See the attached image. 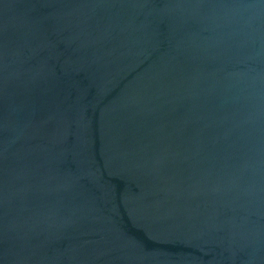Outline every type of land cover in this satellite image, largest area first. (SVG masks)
<instances>
[{
  "label": "water",
  "instance_id": "1",
  "mask_svg": "<svg viewBox=\"0 0 264 264\" xmlns=\"http://www.w3.org/2000/svg\"><path fill=\"white\" fill-rule=\"evenodd\" d=\"M0 264H264V0H0Z\"/></svg>",
  "mask_w": 264,
  "mask_h": 264
}]
</instances>
